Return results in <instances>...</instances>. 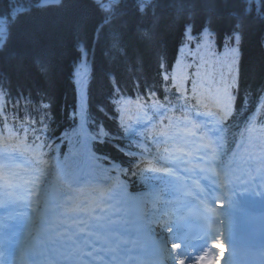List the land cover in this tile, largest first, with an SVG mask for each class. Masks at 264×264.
I'll return each mask as SVG.
<instances>
[{"label":"trees","instance_id":"16d2710c","mask_svg":"<svg viewBox=\"0 0 264 264\" xmlns=\"http://www.w3.org/2000/svg\"><path fill=\"white\" fill-rule=\"evenodd\" d=\"M199 82L228 90L224 121L196 103L208 95ZM128 100L141 102L149 118L169 111L150 132L182 120L186 108L209 118L223 161L242 148L255 114L263 129L253 147L262 148L264 0H0L2 152L20 153L42 178L54 156L68 177L82 154L83 120L91 154L128 166L131 190L146 193L132 172L138 134L118 120Z\"/></svg>","mask_w":264,"mask_h":264},{"label":"rangeland","instance_id":"374dc122","mask_svg":"<svg viewBox=\"0 0 264 264\" xmlns=\"http://www.w3.org/2000/svg\"><path fill=\"white\" fill-rule=\"evenodd\" d=\"M180 64H177V71L176 74L181 75L182 74V70L180 69ZM177 84L179 85H184V82L182 81H177ZM203 88V87H202ZM204 90L207 91V89L203 88ZM209 95V92H208ZM213 96L215 99L219 100L221 105H224L226 107V109L229 110L230 108V104H229V97L227 92L224 89H215V92H213ZM130 104H127V106ZM126 106V107H127ZM135 108H133V112L137 113V115L135 116L136 118H143V111H141L140 106L138 103L135 104ZM123 108V107H121ZM125 108V107H124ZM126 109V108H125ZM227 110V111H228ZM128 112V110H127ZM125 112V113H127ZM220 114L222 116H225L226 110L223 109L222 112H220ZM128 121V120H127ZM127 121H125L123 119V123L121 124L122 126H126L125 123H127ZM190 128V132L192 131L191 126ZM251 137H255L256 133L254 131V128L252 127L251 129ZM193 132V131H192ZM174 134H171V136L173 137V140L171 141L173 143L174 146H185V150L187 152V154L184 156L185 159H187L188 157H190V155L192 154V149L193 146L198 147L197 150V155L198 157L202 154H204V157H206L205 160V165H206V169L209 172H212L214 174H216L218 176V178H220L221 180V176L217 173L216 169L213 167L211 160L216 158L215 153L213 152V145L207 143L206 141L204 143H199L200 141V136L199 135H193V138L191 139L190 142V138H188V136H185L184 138H182V134H186L185 129H178L175 132H172ZM195 132L191 133L194 134ZM176 135V136H175ZM178 160L181 159L180 156L177 157ZM250 159H253V161L255 163H253ZM176 160V158H168L162 160L161 162H166L167 164L170 163V161ZM235 160H237L236 164L229 167L228 170L231 173V176H235L238 172V169L241 168L242 171L243 169H245L246 171H248L249 173H252V176L256 177H264V172H260V173H256L254 171H252L254 165L256 167H258L259 169L262 168V166H264V151H261V153H252L249 151V149L246 150L245 153H242V155L237 156L235 158ZM241 160V164L238 163V161ZM157 165V164H155ZM204 165V166H205ZM113 167H115V165H113ZM53 168V172H49L48 177L44 180L40 181V189H39V195H38V211H37V215L38 217L42 216L41 214V202L44 200V197L47 195H51V192H57V190H60L61 188H63V193H67L69 191H67V189H65L63 187V185L61 184V180L58 176V167L56 166V164H54L52 166ZM264 170V167H263ZM122 171L116 172L115 173V180L117 182V184H120L121 186V190H125V192L132 196L137 204L139 205V207H141V210L139 211V215L141 217H146V222H147V229H150L153 233L154 236H158V237H162L161 239V244H164L166 242V248H165V252L167 253V255L173 256L174 251L172 249H177L175 252V255L173 256L172 264H188V260L186 257L181 258V256L179 255V251H182L179 244L176 242V240L172 241V249L170 251H167L168 247V241H166V238L169 237L171 238V232H174V230L172 229V224L170 223V216L168 214V212H166V214H164V216H158L157 213L159 211H161L162 209H166V204L167 206H171V203L169 202V196L166 193V188L164 186V183L161 181V179H159V176L157 173L154 172H148L145 174L144 178H146L147 182L149 184H152L156 190V195L155 197L157 198V205H154L148 198L147 194H142V195H134L131 193V191L129 190V185L127 183V181H125L122 177ZM237 177V176H236ZM235 177V178H236ZM158 181H157V180ZM222 182V180H221ZM55 194V195H54ZM53 194V198L56 199V201H59L58 199H61L63 197L60 196V193H54ZM67 203H69V201H66ZM71 202V201H70ZM72 203V202H71ZM77 204H79L77 202ZM152 208H155L154 210H152ZM65 209H70L69 207H66ZM219 221H221V219H219ZM34 224H31L29 226L30 230H32ZM220 229L222 228V224L220 225ZM143 232V231H141ZM27 239L30 240V235L28 233L27 235ZM169 239V241H170ZM179 249V250H178ZM219 249H223V245L219 246ZM223 264V263H221Z\"/></svg>","mask_w":264,"mask_h":264},{"label":"bare ground","instance_id":"6f19581e","mask_svg":"<svg viewBox=\"0 0 264 264\" xmlns=\"http://www.w3.org/2000/svg\"><path fill=\"white\" fill-rule=\"evenodd\" d=\"M126 114H128L127 117H129L130 115L134 114V112H131L130 110H128V112ZM119 187L121 188L120 184H119ZM62 191H63V188H61V190H57V192H52L51 195H47L46 194V196L44 197V200L41 202V209H42L41 213H42L43 216H45V214L48 212V211H45V209L47 208V206L49 204H52V206L55 205V207H57L56 209H58V207H60V206L63 205L62 202H60V201L56 202V201H54L52 199L54 193H60L61 194ZM116 194L120 196L119 198H121V200L119 202L116 201V203H114V206H113L114 209H117V210L122 209V205L121 204H118V203H121L122 200L124 199V200H131L132 203H133V207L135 209H137L138 211L141 210V207H139V205L137 204L136 200L133 197H131L130 195L126 194L125 190H121L120 189L119 192H117ZM71 198H72L71 196H68V199H71ZM48 199H52L53 201H48ZM76 200H75V202H77ZM75 202L73 203V206L70 209L72 211H76V209H77L75 207V204H76ZM216 210H217V212L220 211L219 208H217ZM77 216H78V214L76 215V217ZM112 222H114L116 224L115 227L122 226V230L118 234H121V233H125L126 232L125 228L123 227V224L120 223L119 218L118 217H115V215L112 217ZM221 223L224 224V225H226L225 218L223 219V222H219V221L216 220V228L217 229H220ZM88 225L90 226V228L92 230L96 231V227L98 226V223L97 222L93 223V222L89 221L88 222ZM221 234H222V232H221ZM35 250H36L35 253H36L37 257H39V258L49 257L50 256L49 253H54V254L55 253H58V251H56V250H50V249L47 250V251H42L41 250V247H36ZM221 254H222V252H221ZM136 255H142L141 252H140V250H139V248H134L131 251L128 250V249H122L119 252V257L118 258H120L122 260V259H124L127 256H130L131 258H134V256H136ZM125 260H127V259H125ZM51 262L53 263V262H55V260H52ZM132 262L133 261L131 260L130 263H132ZM130 263H126V264H130Z\"/></svg>","mask_w":264,"mask_h":264}]
</instances>
